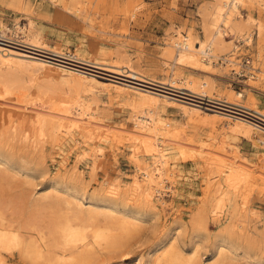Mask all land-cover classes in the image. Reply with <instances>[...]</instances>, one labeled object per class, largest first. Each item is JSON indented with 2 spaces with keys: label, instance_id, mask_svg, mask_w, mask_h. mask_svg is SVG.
I'll use <instances>...</instances> for the list:
<instances>
[{
  "label": "bare ground",
  "instance_id": "obj_1",
  "mask_svg": "<svg viewBox=\"0 0 264 264\" xmlns=\"http://www.w3.org/2000/svg\"><path fill=\"white\" fill-rule=\"evenodd\" d=\"M245 8L248 14H243L242 10ZM252 9L264 14V0H208L197 10L199 27L202 28L201 36L197 35L195 30L189 29L184 32V29L177 25L170 26L162 63L172 70L171 85L179 84L180 91L186 99L181 101L174 96L163 99L159 94L150 93L144 96V101L130 108L129 118L132 123L124 128L132 137L129 152L136 174L130 178L131 181L120 180L114 183L105 178L106 181L101 185L100 199L92 197L87 204L83 202V197L80 198L77 192H71L66 186L59 192L55 184L50 185L40 193H32L30 211L27 216L20 214L17 221L19 227L15 228V225L9 223L6 218L8 213L15 215L16 211L13 204L3 201L1 189L4 187L2 188L0 171V264H9L8 255L12 256L15 253L26 264H96L105 263L114 257L118 258V264H254L247 250H244V257L240 258L239 243H245L251 248L255 245L262 247L264 227L259 232L253 226L254 220L238 219L236 213L239 211L240 203L237 191L241 183L235 180L233 186L226 185L219 175L208 171V166L206 188L204 187L205 199L192 217L190 226L193 234L187 249L182 246L183 235L178 226L165 234L164 240L168 241L167 243L164 241L162 246L156 245L148 251L145 258L134 257L128 250L131 240L137 237L143 223L146 222L142 219V209L144 212L158 214L161 208L165 207L163 195L167 194V184L174 185L176 182L174 168L171 167L167 153L172 128L161 123L162 109L164 111L167 110L165 107H178L181 115L187 119L201 114L204 119L212 121V124L217 122V117L212 119L213 114L211 115L203 104L199 102L194 104L195 102L190 100L192 97H198L203 102L206 98L215 97L218 94L216 83L211 79L199 82L191 78H179L178 70L199 71L217 77L227 76L229 71L234 78L246 75L248 78L244 83L249 79L256 80L259 69L254 66V52H251L255 39L259 42L258 57L264 69V22L252 15ZM19 22L20 19L13 30L0 22V98H9L17 94L29 96L35 90L37 109L27 126L18 123L11 127L8 124L4 129L0 127L3 130L0 132V170L3 166V172L6 174L13 172L15 177L24 174L25 185L30 187L37 185L35 180L39 176L25 171L26 168L21 166H13L5 156V148L9 149L12 146L13 150L15 144H19L20 151L36 157L43 155L46 143L51 141L63 148L65 142H73L79 147L83 144L87 146L88 143L89 147L95 146L90 170L95 171L97 165L105 158L107 150L104 141L107 133L106 120L98 107V99L94 92L97 88V79L76 69L81 65L76 54L61 53L58 60L62 59L73 65L68 68L69 86L60 89L54 82L43 81L41 74L47 67L44 55L54 56V49L44 42L42 32L37 30L35 21L28 19L26 27H21ZM245 58H249L248 63H245ZM263 79L262 76L259 78L260 81ZM109 86L105 91L111 94L112 87ZM115 90L120 88L117 87ZM229 91L219 100L234 105L244 97V92H235L231 88ZM237 122V117H229L220 133L217 127L212 125L210 138L213 139V149L222 150L219 151V155L214 154L215 168L219 171L226 168L232 149V144L227 138L228 127ZM187 125L188 122L177 126L176 129L180 131H177L178 143L185 132L183 128ZM161 126H164L162 131ZM258 128L259 126L254 129L255 134ZM219 135L223 137L222 140L219 139ZM117 140V136H112L111 151L114 156L117 155ZM189 146L187 145L188 148ZM145 156L153 159L151 167L144 165ZM78 160L72 165L66 158L61 166L63 170L72 172L74 179L75 177L83 179L84 171ZM262 171L264 164L253 172L260 175ZM234 173L232 171V175ZM232 175L228 177L230 179L235 177ZM259 175H254L257 178L252 177L248 182L255 185ZM158 196L161 200H158ZM131 198L140 201L139 208L129 209L125 204L121 205L122 201L126 202ZM242 200H247L245 195ZM245 209L250 215H257L255 210H249L247 206ZM222 218H225L228 224L223 233L215 237L212 251L207 252L206 242L211 238L205 234L208 233V223L210 220L217 222ZM204 251L206 254L209 253L208 258L203 257ZM104 256L107 260L101 259ZM240 259L243 261H239Z\"/></svg>",
  "mask_w": 264,
  "mask_h": 264
},
{
  "label": "rangeland",
  "instance_id": "obj_2",
  "mask_svg": "<svg viewBox=\"0 0 264 264\" xmlns=\"http://www.w3.org/2000/svg\"><path fill=\"white\" fill-rule=\"evenodd\" d=\"M206 2L208 0H0L1 23L13 30L18 19H20L21 27L27 26L28 19L33 20L37 30L42 32L44 42L54 49L55 57L44 55L47 67L41 74L43 81L54 82L60 89L68 87L70 84L68 68L73 65L62 59L58 60V55L61 53L62 55L65 53L77 55L81 65L76 69L91 75L95 80L97 79V88L94 92L107 126L104 139L107 146L105 148L107 149L105 150L106 156L93 172L90 171L91 158L96 147L93 145L89 147V143L87 146L83 144L82 147H79L73 142H65L63 148L49 141L44 147L43 155L36 157L20 151L19 144H15L13 150L12 146L9 149L5 148V156L13 166H21L26 168L25 171L39 176L35 180L37 185L30 187L24 184V174L16 177L13 172L6 174L1 166V184L2 188L4 187L1 189V191L3 190V201L13 204L16 211L15 215L7 214L6 218L9 223L18 228L17 221L20 214L23 213L24 216H27L30 211L29 202L32 193H40L50 185L55 184L59 192H62L63 187L66 186L71 192H77L78 196H81L80 198L83 197V202L87 204L92 197L100 199L101 185L104 181L112 180L114 183L120 180L131 181L130 178L136 174L129 152L132 137L124 128L132 123L129 118L130 108L144 101V96L150 93L159 94L163 99L167 96H174L181 101L186 99L180 91L179 84L171 85L173 73L170 67L168 68L162 63V54L167 48L166 38L170 26L177 25L184 29V32L189 29L195 30V33L201 36L202 28L199 27L197 10ZM24 8L25 10H23ZM242 11L243 14H248L246 8ZM251 13L264 22V14L253 9ZM27 33L29 34V31ZM258 43V40L255 39L253 50H251L254 52V66L259 69L256 80L249 79L244 83L248 78L246 75H237L238 77L234 78L229 71H227L228 77L220 75L222 76L220 78V76L199 71L178 70L179 78H191L199 82L211 79L216 83L218 94L215 97L206 98L203 102L198 97H192L190 100L195 102L194 104H198V102L203 104L211 115L213 114L212 119L217 117V122L212 124V121L204 119L201 114L187 119L181 115L178 107H165L167 110L164 109V111L162 109L163 122L161 121V123L168 124L172 128L170 130L171 146L169 143L167 153L171 167L174 168L176 182L174 185L167 184V194L163 195L165 207L161 208L158 214L144 212L142 209V219L146 222L143 223L144 227L142 225L139 234L131 240L128 246L132 256L145 258L148 251L156 245L162 246L165 234L170 229L178 226H180L181 229H178L183 235L184 245L182 246L187 249L193 234L190 226L192 217L205 199V181L207 172L210 170L215 172V175H219V178L228 186H233L235 180H239L241 184L237 195L240 207L236 213L238 219L242 221L254 220L253 226L259 232L263 230L264 171L260 175L253 172L264 164V122H262L264 120V79L259 80L261 76L264 78V74L262 75L264 69H262L260 57H258L260 54ZM24 44L25 42H23ZM121 45L125 47L122 48ZM107 86L111 88V90L109 87L107 88L111 94L106 93ZM117 87L120 90H115ZM230 88L235 92H244V97L234 105L219 100L223 94L230 92ZM36 103L35 90L29 96L17 94L9 98H0L1 129H4L8 124L10 127L18 123L25 126L30 124L31 119L35 116ZM233 116L237 117L238 122L229 126L227 130V138L232 144L230 157L227 160L226 168L219 171L215 168V158L222 150L213 149V139L210 138L212 125H215L220 133L225 121ZM186 122L188 125L183 128L185 132L181 135L179 144L176 139H178L177 133L180 131L176 128ZM257 126L259 128L255 134L254 129ZM161 127L162 131L164 126ZM1 129L0 132L3 131ZM112 136L118 138L116 156L111 151ZM222 138L219 135V139L222 140ZM185 141L188 143L186 142V144ZM187 145H190L189 148ZM66 158L72 165L78 159L80 160L84 171L83 179L76 177L74 179V175H71L72 172L63 170L61 164ZM143 163L145 166L151 167L153 159L145 156ZM232 171L235 172L233 174L235 177L230 179L228 176L232 175ZM254 175H259L255 185L248 182L252 177L257 178ZM105 178L106 180H104ZM244 195L247 200H242ZM158 200H161L160 196H158ZM139 202V200L131 198L126 202L122 201L121 205L125 204L127 208L135 209L140 207L141 203ZM246 206L249 210H255L257 217L250 215L245 209ZM227 224L225 218L217 220V222L209 221L208 233H205L211 237L206 242L207 252L212 251L215 237L223 233ZM239 245L241 247V250L238 251L240 258L244 257V250H247L249 258L254 264H264V245L262 247L255 245L252 248L245 243H239ZM208 255L209 253H205L203 257L208 258ZM8 256L9 264H26L17 253ZM101 259L107 260L105 256ZM239 261H243V259ZM118 263V258L114 257L105 263L97 262L96 264Z\"/></svg>",
  "mask_w": 264,
  "mask_h": 264
},
{
  "label": "built area",
  "instance_id": "obj_3",
  "mask_svg": "<svg viewBox=\"0 0 264 264\" xmlns=\"http://www.w3.org/2000/svg\"><path fill=\"white\" fill-rule=\"evenodd\" d=\"M248 59H249V58H248ZM248 59H246V58L244 59V60H245V63H248Z\"/></svg>",
  "mask_w": 264,
  "mask_h": 264
}]
</instances>
